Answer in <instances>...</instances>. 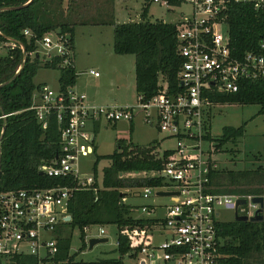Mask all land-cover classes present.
Wrapping results in <instances>:
<instances>
[{"label": "built area", "instance_id": "obj_1", "mask_svg": "<svg viewBox=\"0 0 264 264\" xmlns=\"http://www.w3.org/2000/svg\"><path fill=\"white\" fill-rule=\"evenodd\" d=\"M170 1L147 0L167 7ZM178 1L180 4L182 0ZM230 2L248 4L264 16V0H188L190 12L181 13L180 19L173 21L182 58L178 71L180 90L176 93L168 92L164 85L152 97L137 95L135 105L124 106L88 104L86 94L74 87L64 94L42 84L33 93L30 108L35 110L42 127L53 112L61 124L59 151L51 163L41 165L39 170L48 177L71 175L75 185L0 192L1 256L24 254L34 257L36 264H61L55 257L59 230L71 219L66 209L68 202L74 191L89 189L95 182L93 173L81 176L78 169L80 157L93 153V135L87 123L96 118L132 121L137 111L144 122L176 139V148L170 149L173 153L162 169L148 174H164V183L141 187L140 196L148 199L152 191L156 195L158 191L170 192L166 196L173 203L165 207L164 217L156 216L154 205L139 207L147 214L141 218L148 222L123 230L129 248L125 255L139 257L138 264H219L222 238L217 224L229 221L219 218L220 207L233 210L234 218L235 214L248 219L259 214L264 220V203L253 202L255 196L210 191L209 172L216 166L212 157L216 149L213 141L205 138L213 106L205 93H233L243 82L264 81V38L256 49L240 55L231 49L226 21ZM23 33L30 35L27 29ZM38 44L47 56H60L63 65L72 64L67 34L45 33ZM88 73L99 76L94 69ZM204 143L208 145L203 147ZM238 199L245 203L236 205ZM159 233H165L164 239L154 242ZM105 235L104 227L99 226L97 236Z\"/></svg>", "mask_w": 264, "mask_h": 264}, {"label": "trees", "instance_id": "obj_2", "mask_svg": "<svg viewBox=\"0 0 264 264\" xmlns=\"http://www.w3.org/2000/svg\"><path fill=\"white\" fill-rule=\"evenodd\" d=\"M60 3L62 0H0V44L7 47V52L0 56V83L11 78L20 67L22 47L26 52L25 64L18 75L0 87V192L75 185L71 175L48 177L39 173L41 165L51 163L59 151L61 124L53 112L48 114L43 128L35 110L30 108L33 93L42 85L33 81L39 68L58 70V89L64 94L76 83L77 71L73 65L74 23L63 22L62 13H59L60 19L49 13L55 11ZM170 5H179V1L171 0ZM141 16L144 19L139 21H111L113 52L134 56L137 95L148 99L164 85L168 92L176 93L180 90L178 71L182 64L176 39L177 26L163 20H146L145 8ZM226 21L231 49L239 55L245 50L256 49L264 38V16L248 4L230 2ZM25 29L29 30L30 35L23 33ZM55 30L69 37L72 53L70 65H63V57L60 56L41 58L38 41L45 33ZM205 97L211 105L258 103L264 106V81H246L237 92H206ZM245 124L224 126L218 137L210 136L207 131L205 138L213 141L215 149H219L223 144L235 143L242 137ZM210 129L211 124L208 123ZM117 145V150L103 157L109 160V164L102 168L100 182L97 163L101 157L95 159L92 165L95 182L89 189L73 192L66 208L71 219L61 228L78 229L80 248H85V227L114 226L118 242L116 251L120 257L81 264H122L121 256L129 250L123 230L126 227H142L148 222L147 219L136 218L133 208L124 202L127 190L164 183L162 176L148 174L160 171L173 153L170 149L159 153L157 141L141 146L118 139ZM120 173L127 175L120 176ZM139 174L146 176H137ZM222 177L227 182L220 180ZM209 180L212 192L264 196V169L260 165L252 170L227 173L211 168ZM61 228L55 260L61 264H75L73 256L69 255L71 235L69 232L63 234ZM217 228L222 238L219 264H264V220L251 222L232 219L217 224ZM0 264H36V261L34 257L24 254L0 255Z\"/></svg>", "mask_w": 264, "mask_h": 264}, {"label": "rangeland", "instance_id": "obj_3", "mask_svg": "<svg viewBox=\"0 0 264 264\" xmlns=\"http://www.w3.org/2000/svg\"><path fill=\"white\" fill-rule=\"evenodd\" d=\"M103 1L62 0V3L58 5L59 7L49 13L50 16H52L51 14L58 16V19H60L59 13H62L63 22L74 23V42L77 46L74 51V67L77 75L83 74L80 77L81 80L92 82V78L88 74V70L91 68L100 72L102 76L104 73L106 77L112 76L115 74V70H118L120 73L119 79L117 82H112L114 84L101 88L102 96L105 98L112 97L111 103L115 105H135L138 96L135 91L134 56L118 55L113 52V25H111V21L117 20L112 7L106 9L102 6ZM123 3L125 7L119 4L116 5V15L119 22L126 17L128 19V16L132 21L144 19L141 16L144 8L146 9L145 19L149 21L163 20L165 22H173L180 19L183 13L187 14L190 12L188 0H182L179 5H170L168 7L156 3H148L146 0H125ZM52 32L57 33V30ZM6 52L7 47L4 44H0V56ZM40 55L42 59L47 57L44 50L40 51ZM127 58H130V61ZM81 70H86L87 73H80L79 71ZM58 75L59 72L56 69L41 67L37 70L33 81L36 84L46 81L56 91L58 90ZM113 98L115 99L113 100ZM210 111L209 121L211 129L208 131L211 132L212 137H218L224 126L237 127L242 123H246L242 137L238 138L235 143L227 142L221 148L216 149L212 156L216 165L213 167L214 170L221 173H227V171L237 172L252 170L259 165L264 169V106L258 103L216 104L211 107ZM141 116V112L137 111L133 123L126 120L108 122L101 118L98 125H94L93 129H91L92 124H90L91 132L94 135L92 145L95 150L93 154L87 157H80L78 162L80 175L92 174V165L95 159L101 157L97 163V175L100 182L102 168L109 164V160L103 157L118 149V139H125L141 146L157 141L156 149L159 153L167 149L174 150L176 148V139L174 137L168 136L165 131L157 130L154 124L144 122ZM207 145V143H204L203 147ZM212 145H214L213 142ZM149 175H153V172H149ZM225 179L222 177L220 180L227 182ZM165 182L170 183L168 179H165ZM140 194L141 188H131L127 190V194L124 197V202L133 208V214L137 218L147 216L139 209L143 204L156 206V216L164 217L165 207L173 203L170 197L156 195L155 191H152V195L148 199H143ZM219 210V218L229 221L234 219L233 210L223 207H220ZM99 226L92 225L87 227L85 230L87 236L96 237L99 233ZM103 227L108 241L95 244L91 249H88V244L85 248H80L81 241L78 229L61 228L62 232H64L63 234H68L69 232L71 235L69 255L73 256L75 264L120 257L116 251L115 227L111 225ZM164 237L165 233L156 234L154 242H160ZM138 259L139 257L124 254L121 256V263L138 264Z\"/></svg>", "mask_w": 264, "mask_h": 264}, {"label": "crops", "instance_id": "obj_4", "mask_svg": "<svg viewBox=\"0 0 264 264\" xmlns=\"http://www.w3.org/2000/svg\"><path fill=\"white\" fill-rule=\"evenodd\" d=\"M124 1L125 0H104L103 3H102V6L105 7L106 9L112 7V11L115 14V17H116V20H117V21H114L115 23L132 21L129 16H128V19L126 17L125 19H123L120 22L117 19V15H116L117 14V12H116V7L117 6L116 5L119 4V5L125 7V5L123 3ZM76 49H77V46H76V44L74 42V51ZM74 51H73V65H74V57H75L74 56ZM127 60L130 61V58H127ZM133 65H134V60H133ZM113 69H115V68H113ZM79 72L80 73H85L86 70L85 71L81 70ZM118 73H119V71L118 70L117 71L115 70V74H113L110 77H108V76L106 77V75H104V73H103V76H102V74L100 72H99V76L98 77H95V76H93V75H91V74L88 73L90 75L89 77L92 78V82L91 83L88 82V81H82L80 77L83 74H78L77 75V78H76V83H75V85L73 87L77 91L83 92V93L86 94V101H87L88 104H92V105H115V104L111 103L112 97L111 98H105L104 96H102L101 88H104V87H106L108 85L110 86L111 84H114L112 82H115V81L117 82V80L120 77V73L119 74ZM57 82H58V79H57ZM38 84H47L48 85V83L46 81H42L41 83H38ZM114 99L115 98H113V100ZM116 106H120V105H116ZM121 106H124V105H121ZM100 119L101 118H96V119L90 120L87 123L88 129L91 131V129H93L94 125H98V122H99ZM133 121L134 120H132L131 123H133ZM90 124H92V128L91 129H90ZM131 127H132V125H131ZM93 139H94V135H93ZM94 150L95 149L93 147V153H94Z\"/></svg>", "mask_w": 264, "mask_h": 264}, {"label": "water", "instance_id": "obj_5", "mask_svg": "<svg viewBox=\"0 0 264 264\" xmlns=\"http://www.w3.org/2000/svg\"><path fill=\"white\" fill-rule=\"evenodd\" d=\"M22 49H23V56H22V63L20 65V67L18 68V70L15 72V74L11 78H9L6 81L0 83V87L10 83L15 78V76L18 75L20 69L24 66L25 60H26V52H25L23 47H22ZM1 111H2V109H1ZM2 117H5V115H2ZM0 160H1V154H0ZM0 171H1V166H0ZM39 173L43 174L42 171H39ZM162 176H164V174H162ZM169 193L170 192H164V191H158L157 192L158 195H167ZM252 201L253 202H258V203H264V199L261 196L253 197ZM244 203H245L244 199H238L236 201V205L244 204ZM69 219H70V216L67 218V220H69ZM234 219L238 220V221H251V222H261V221H263L262 215H259V214H256L255 216H253V217H251L249 219L246 216H241V215L235 214V218ZM107 241H108V238L105 237V236H102V237H98V236L89 237L88 240H87L88 249H91L95 244L104 243V242H107Z\"/></svg>", "mask_w": 264, "mask_h": 264}]
</instances>
